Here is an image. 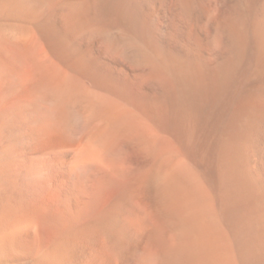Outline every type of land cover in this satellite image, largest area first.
<instances>
[{
	"label": "bare ground",
	"instance_id": "1",
	"mask_svg": "<svg viewBox=\"0 0 264 264\" xmlns=\"http://www.w3.org/2000/svg\"><path fill=\"white\" fill-rule=\"evenodd\" d=\"M0 111V264H264V0H0Z\"/></svg>",
	"mask_w": 264,
	"mask_h": 264
},
{
	"label": "rangeland",
	"instance_id": "2",
	"mask_svg": "<svg viewBox=\"0 0 264 264\" xmlns=\"http://www.w3.org/2000/svg\"><path fill=\"white\" fill-rule=\"evenodd\" d=\"M10 113L11 114H9V112L0 111V115H1L0 116V141L24 142L25 143V142H29V141L34 140L35 137L32 134V130L31 129L28 130V127H26L23 124V121H21V119L19 118L20 115L18 116L17 114L13 115L12 112H10ZM14 118H16V119H14ZM11 119L13 121H11ZM18 120H20V121H18ZM14 122H15L16 126L13 125ZM9 123H11L14 127L12 125L10 126ZM27 135H28V137H27ZM20 139H22V140H20ZM22 153H24V152H22Z\"/></svg>",
	"mask_w": 264,
	"mask_h": 264
}]
</instances>
